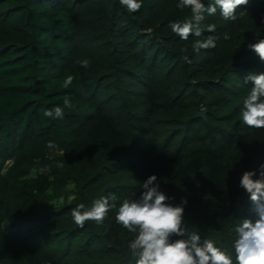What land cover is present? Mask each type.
<instances>
[{
    "label": "trees",
    "instance_id": "16d2710c",
    "mask_svg": "<svg viewBox=\"0 0 264 264\" xmlns=\"http://www.w3.org/2000/svg\"><path fill=\"white\" fill-rule=\"evenodd\" d=\"M178 2L129 13L119 0H0V264H135V233L115 216L151 175L167 203L187 201L186 235L235 259V227L258 218L239 182L264 165V128L240 115L245 77L264 73L249 49L264 39V0L235 21L205 13L188 40L168 27L191 18ZM208 36L216 47L194 51ZM65 97L63 118L44 116ZM110 196L103 223L75 224L73 208Z\"/></svg>",
    "mask_w": 264,
    "mask_h": 264
},
{
    "label": "clouds",
    "instance_id": "9594fccd",
    "mask_svg": "<svg viewBox=\"0 0 264 264\" xmlns=\"http://www.w3.org/2000/svg\"><path fill=\"white\" fill-rule=\"evenodd\" d=\"M127 12L135 13L142 8V0H119ZM249 0H212L207 6L202 0H179L176 7L190 9L191 18L184 22H170L168 27L183 40L190 35H202L201 23L205 20V13L216 14L219 9L225 20L235 21L237 9L248 5ZM208 31L213 32L214 26L209 25ZM215 38L208 36L205 40H196L193 49L197 53L201 49L215 48ZM259 59L264 62V39L249 44ZM188 61L187 57H184ZM77 63L84 68L89 67L88 59L78 60ZM74 76L68 75L61 87L69 88L73 84ZM244 82H251L249 94L243 100L241 121L252 128H264V73L248 74ZM69 98L65 97L63 107L55 106L44 110V116L57 119L63 118L64 108H71ZM55 147L53 142L47 145ZM259 177L253 171H245L240 179L239 186L250 196L251 211L258 217L255 222L244 219L235 227L236 239L233 242L234 257L215 246L210 239L201 243L196 232L186 235L182 227L184 217L183 200L179 205L167 203V197L159 190L156 183L157 176L151 175L142 183L139 197L125 199L120 204L115 220L123 228L135 233L128 248L135 264H264V165L260 166ZM115 196L104 197L93 201L91 207L80 203L72 209L71 215L76 225L84 227L85 222L95 221L103 223L109 211L116 207ZM113 201V203H110ZM173 236L185 237L172 239Z\"/></svg>",
    "mask_w": 264,
    "mask_h": 264
},
{
    "label": "rangeland",
    "instance_id": "374dc122",
    "mask_svg": "<svg viewBox=\"0 0 264 264\" xmlns=\"http://www.w3.org/2000/svg\"><path fill=\"white\" fill-rule=\"evenodd\" d=\"M69 198H72V196H70ZM61 199H62V198L60 197L57 201H61Z\"/></svg>",
    "mask_w": 264,
    "mask_h": 264
},
{
    "label": "water",
    "instance_id": "95a60500",
    "mask_svg": "<svg viewBox=\"0 0 264 264\" xmlns=\"http://www.w3.org/2000/svg\"><path fill=\"white\" fill-rule=\"evenodd\" d=\"M201 116L204 117V112L203 111L201 112Z\"/></svg>",
    "mask_w": 264,
    "mask_h": 264
}]
</instances>
